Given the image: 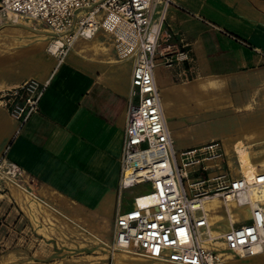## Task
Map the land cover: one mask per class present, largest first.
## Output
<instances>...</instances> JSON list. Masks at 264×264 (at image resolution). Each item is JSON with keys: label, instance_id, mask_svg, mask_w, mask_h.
Returning a JSON list of instances; mask_svg holds the SVG:
<instances>
[{"label": "crops", "instance_id": "crops-1", "mask_svg": "<svg viewBox=\"0 0 264 264\" xmlns=\"http://www.w3.org/2000/svg\"><path fill=\"white\" fill-rule=\"evenodd\" d=\"M1 22L0 156L4 153L25 172L27 191L42 201L33 198L37 203L28 204L8 187L2 195L9 202L5 220L14 227L23 218L32 220L37 231L38 223L46 221L51 239L75 227L95 235L103 233L106 224L113 228L116 216L130 210L123 203L119 179L133 61L117 62L113 47L99 48L97 35H106L99 30L91 39L76 40L59 62L41 35L24 24ZM161 40L162 46H182L188 54L182 65L155 69V82L157 74L172 72L166 84L170 116L165 121L175 151L207 143L196 137L195 125L205 113L204 90L198 83L210 80L225 90L237 124L234 130L244 131L251 159L264 158L259 149L264 146V0H171ZM27 79L47 85L39 111L14 133L17 124L2 97ZM220 135L210 141H221L228 161L240 164L235 144L227 148ZM233 167L237 172L238 166ZM255 173H264V165ZM220 264H264V252L247 258L233 255Z\"/></svg>", "mask_w": 264, "mask_h": 264}, {"label": "built area", "instance_id": "built-area-1", "mask_svg": "<svg viewBox=\"0 0 264 264\" xmlns=\"http://www.w3.org/2000/svg\"><path fill=\"white\" fill-rule=\"evenodd\" d=\"M170 4L171 0H0V15L10 13L43 25L59 44L56 54L62 56L77 38H90L98 32L100 11L124 20L136 34L130 55L131 99L121 147L119 189L146 184L150 191L140 195L143 205L135 198L133 207L114 219L113 241L118 249L131 248L162 264H216L214 243L221 239L224 251L252 257L264 252V173H256L251 181L235 174L232 168L238 162L228 161L219 140L175 151L166 126L155 69L188 62L184 47L161 43V26ZM46 85L28 79L4 92V106L17 130L39 111ZM26 179L25 172L2 153L0 192L8 186L27 191ZM252 191L259 196L255 204ZM212 198L233 200L239 209L251 206L250 217L217 238L202 214V203Z\"/></svg>", "mask_w": 264, "mask_h": 264}, {"label": "rangeland", "instance_id": "rangeland-1", "mask_svg": "<svg viewBox=\"0 0 264 264\" xmlns=\"http://www.w3.org/2000/svg\"><path fill=\"white\" fill-rule=\"evenodd\" d=\"M0 19L2 20L1 23H4V25L15 26L24 24L23 26L27 30L36 33L38 36L43 34L51 36L43 25L34 21L20 19L18 23H12L8 20H4L1 15ZM69 48L70 47H68V49ZM54 57L59 59L63 56L56 54ZM183 70L184 72L181 69V75L182 78H185L187 69L183 66ZM197 119L195 133L198 139L207 140L206 142H208L211 137L220 138L221 132L213 128L215 123L212 121L213 118H211V114L202 113ZM259 149L264 150V146ZM259 149L257 150L259 151ZM233 160L234 159H232V161ZM149 191L150 189L146 184L126 190L124 192V199L126 202L123 200V203L128 204L127 208H132L133 198L137 195L146 194ZM6 192L7 189L0 192V195H4ZM25 202L37 203L35 200H28ZM7 203H9L7 197H0V264H114L116 257L122 256L120 254L114 255V253L118 254L119 252L112 251L113 228L111 223L110 225L106 224L103 233L99 231L97 235L87 231L88 229L85 231L83 228L75 227V230L72 231L70 229L68 232L61 231L58 238L51 239L50 235L47 234L49 230H46V225H48L46 221L38 223V226H41L38 231L36 229L37 225L35 226L32 220L31 223H28L25 222L26 220L23 218L21 224L16 227L6 221L3 212L4 206L7 205ZM237 209L238 211H236V209L234 211L242 218L244 215V218L240 219L241 222H244V219L247 218L248 208ZM216 211L224 218L216 223L214 225L215 228L212 227V229L218 233L222 231L225 232L229 228V221L226 219L225 210L222 206H219ZM219 240L221 241V239L217 241ZM125 261L127 260L125 259ZM145 261L147 260L145 259ZM153 263L155 264L153 261L146 264Z\"/></svg>", "mask_w": 264, "mask_h": 264}, {"label": "bare ground", "instance_id": "bare-ground-1", "mask_svg": "<svg viewBox=\"0 0 264 264\" xmlns=\"http://www.w3.org/2000/svg\"><path fill=\"white\" fill-rule=\"evenodd\" d=\"M6 16H11L13 18H19V17L15 16L13 14H10V13L6 14L4 17H6ZM96 19L98 20V17ZM99 19H100V23L102 25V27L99 30L104 31L106 33V35L108 34L111 38H109L106 35L98 34L97 35L98 47L103 49L104 51H108L111 49V47H113L114 52H115L116 57H117L116 58L117 62L125 61L127 59H131L133 61V57H131L130 55L132 54V52L136 46L137 41H136V34L134 33L131 26L129 24H127L124 20H121L117 16L110 14V13H107L105 11L99 12ZM13 22H17V21H13ZM94 34L90 38L88 36H81V37L77 38V40L80 38L91 39L94 36ZM40 39H42L44 41L46 49L49 52V54L52 56H55L57 53L59 44L53 42L51 36H47L44 34L40 36ZM63 57L58 59L59 62H61ZM112 61H113V59H112ZM171 73L172 72L169 70L167 72L164 71L163 75L161 77L158 76V74H157V82L156 83L159 84V86H160V93L159 94H161V96H162V99H161L162 104L161 105H162L163 110H164L165 118L170 116L169 111H168V110H170V108H169V104L167 101L168 97L170 95V91L166 87V84H167L168 80L170 79ZM44 83H47V81H44ZM220 86L216 82H213L210 80L199 81L198 87L201 88L202 90H204V99L202 100L203 106L205 107L204 112L211 114V118H213L212 121H213V123H215L213 128L217 129L218 131L223 133L222 140L224 141L227 148H229L228 146H230L231 144H235V151H236L238 159L240 161V164H237V166H238L237 172L234 170V167L232 168L233 171L235 172V174H242V176L247 181H251V179L254 178V176L256 174L255 172H257L259 170V167L261 168L264 165V158L261 159L258 156H256L254 158V160H252L250 157V154L245 150L244 142L242 140L244 137V131L243 130H241V131L240 130H237V131L234 130V129H236L235 125H237V124H235V122L233 121V119L230 115L229 100L225 96V90H220L221 89V88H219ZM130 87H131V83H130ZM223 88L225 89V85ZM130 91H131V89H130ZM232 130H234V131H232ZM16 131H17V126L15 127L14 133ZM230 133H232V134H230ZM233 133H235V134H233ZM240 134L243 136H240ZM255 160H257V162H255ZM11 189H12V191L17 192V194L19 195V198L21 197L24 200L25 199L33 200V198H34L38 203H42V201H40L38 199V197L33 196L31 193H29L28 191H26L24 189H20V188L14 187V186H11ZM261 196L264 197V189L261 191ZM0 197H2V195H0ZM258 197L259 196L256 193V191L250 192V198H251L252 204H255L254 201L256 199H258ZM135 198L138 199L137 203L139 205L144 204L145 200H143L140 197V195H137L133 198V204L135 203L134 202ZM219 206H222L225 210L226 219L229 221V224H228L229 228H232L234 226L244 225L243 221L242 222L240 221V219L244 218V215L242 218L236 211H234L235 209L236 210H238V209L235 207L236 204L233 200H231L229 202H223L222 200H220L218 198H212V199L204 200V202L202 203V214L208 219V222H209L210 228H211L210 229L211 234L216 236L217 238H220L222 233H224V231L218 233L214 229H212V227H214V225L216 223H218L219 221H221V219L224 218L221 215H219L220 213L218 214L216 211L217 208H219ZM250 210H251V206L248 207L247 217H250ZM214 246L217 248V263L216 264H220L224 260H227L233 256L232 253L224 251V245H223L222 241H220V240L216 241V243H214ZM112 251L113 252H116V251L119 252L118 254L114 253V255H119V254L122 255V256L116 257L114 264H146V263H148L147 261L150 260V259H147L144 256L140 255L139 253L132 251L131 248H129L128 250L118 249L116 247V245L114 244V241L112 243ZM121 257H123V258H121ZM125 259L127 261H125ZM145 259L147 261H145ZM152 261L153 260H151V262ZM153 262H155V264H161V263L156 262V261H153Z\"/></svg>", "mask_w": 264, "mask_h": 264}]
</instances>
